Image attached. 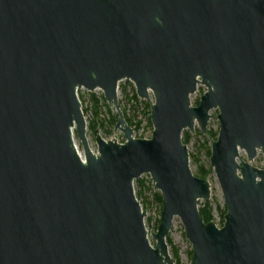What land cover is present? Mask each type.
<instances>
[{
  "label": "water",
  "instance_id": "water-1",
  "mask_svg": "<svg viewBox=\"0 0 264 264\" xmlns=\"http://www.w3.org/2000/svg\"><path fill=\"white\" fill-rule=\"evenodd\" d=\"M122 80L148 102L151 134L127 124ZM79 89L101 90L123 141L95 129L92 151ZM212 109L222 225L199 214L210 182L182 141L195 124L206 132ZM257 151L264 0H0V264H175L174 217L192 264H264ZM144 174L161 195L153 245L133 187Z\"/></svg>",
  "mask_w": 264,
  "mask_h": 264
},
{
  "label": "rangeland",
  "instance_id": "rangeland-1",
  "mask_svg": "<svg viewBox=\"0 0 264 264\" xmlns=\"http://www.w3.org/2000/svg\"><path fill=\"white\" fill-rule=\"evenodd\" d=\"M205 91L203 85H198L195 93L191 95L196 101H199L200 96ZM77 94L81 100V109L86 116V132L89 137V140L92 144V151H96V144L93 139V131L97 129L105 138L110 137L113 133L117 139H122V133L113 128L112 115H115V112H112L108 107H106L102 101H104L101 90L96 89L93 92H89L85 89H79ZM90 94H93L97 99L98 103L92 101ZM136 96L135 88L132 82L129 80H122L118 85V96L121 100L122 106L126 108V112L129 116L133 118L134 124L137 126V131L143 136L151 134L152 125L147 124L146 113L144 112L142 104H137L136 99L140 102H147L145 100H140L137 96L136 99L133 96ZM153 96L150 92V99ZM105 102V101H104ZM137 104V105H136ZM211 117L207 122V129L205 133H201L197 125L195 124V131L193 133L189 132V138L186 144H188V154H189V163L190 167L197 171L198 168H209L204 177L210 182V198L208 200H199L198 208L207 207L211 220H215L219 225L223 224V215L225 214V205L223 202L222 193L216 179V176L209 166V156L208 151L210 152V144L213 140L212 134L215 133L217 136L218 132V122L216 119L217 110H210ZM90 124L95 125V129L89 127ZM73 139L76 144L78 151L80 152L81 157L82 148L79 140L76 135L73 133ZM240 157L246 158L244 151H239ZM192 158L196 159V163L193 162ZM259 166L264 165V155L257 151L256 156L251 161ZM139 178H143L145 181V188L141 189L142 195L139 197V202L141 206L147 207L145 212V225H149L148 229V238L153 245V241L150 233L152 230H156V223L159 220L160 210L159 205L153 200V193L156 191L151 183L150 177L148 174H144ZM150 181V185H149ZM134 191H137V187L133 184ZM210 220V221H211ZM168 238L171 240L172 244L178 250V264H192L191 255H189L190 243L187 241L184 235L182 224L178 217H174L172 222V227L170 229ZM169 247V246H168ZM170 249V247H169Z\"/></svg>",
  "mask_w": 264,
  "mask_h": 264
},
{
  "label": "trees",
  "instance_id": "trees-1",
  "mask_svg": "<svg viewBox=\"0 0 264 264\" xmlns=\"http://www.w3.org/2000/svg\"><path fill=\"white\" fill-rule=\"evenodd\" d=\"M90 96H91L92 101L95 103V105H97V103L99 102L98 99L93 94H90ZM133 97L136 99V96L135 95ZM102 102H103V104L106 107H108L107 104L104 101H102ZM136 103L137 104H142L143 109H144V112L146 113L145 115H146V119H147V124L149 126H151L150 118H149V104H148V102H143V101L140 102V101H138L136 99ZM196 104H198V101H196ZM122 111H123V115L125 117V120H126L127 124L129 126H131L134 130H135V128L137 129V126L134 124L133 118L127 114L126 108L122 107ZM116 120H117V115L116 114L115 115H112V121H111V123L112 122H115ZM89 127L91 129H93V130L95 129V125L94 124H90ZM188 136H189V131L184 130L182 132V141H183L184 144L187 143L188 138H189ZM212 137L214 139H216V134L213 133L212 134ZM209 153L210 152L208 151V154ZM192 160L195 163L197 162L195 158H192ZM208 170H209V168L206 169V168L200 167V168L197 169V172L195 173V175L198 176V177H200V178H203V176L207 173ZM134 185L138 189L137 191H135V196H136L137 199H139V197H141V195H142L141 189L142 188H145V181L143 180V178H137L136 180H134ZM149 185H150V181H149ZM152 197H153V200L159 205V210H160L161 209V195H160V193L159 192H154L153 195H152ZM199 214L202 217V219L204 220V222H208V221L211 220V217L209 215V212L207 210V207H202V208L199 207ZM158 223H159V220H157L156 228H157ZM166 243L170 247V254H171V258H172L173 262L175 264H178V262H179V259H178V250L172 244V242L168 238V236L166 237ZM189 255H191V251L189 252Z\"/></svg>",
  "mask_w": 264,
  "mask_h": 264
},
{
  "label": "bare ground",
  "instance_id": "bare-ground-1",
  "mask_svg": "<svg viewBox=\"0 0 264 264\" xmlns=\"http://www.w3.org/2000/svg\"><path fill=\"white\" fill-rule=\"evenodd\" d=\"M79 154H80V152H79Z\"/></svg>",
  "mask_w": 264,
  "mask_h": 264
}]
</instances>
